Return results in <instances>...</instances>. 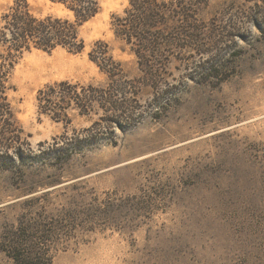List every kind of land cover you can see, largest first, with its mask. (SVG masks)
I'll return each instance as SVG.
<instances>
[{
	"label": "rangeland",
	"instance_id": "374dc122",
	"mask_svg": "<svg viewBox=\"0 0 264 264\" xmlns=\"http://www.w3.org/2000/svg\"><path fill=\"white\" fill-rule=\"evenodd\" d=\"M16 1L0 0V22ZM25 1L37 17L73 19L50 0ZM204 2L208 39L165 53L167 94L141 80L142 119L99 127V144L63 163L52 160L63 136H86L99 117L74 109L71 124L56 122L39 114L38 93L60 82L107 87L90 59L99 42L128 79L142 76L112 29L129 0H102L80 28L82 53L33 51L17 62L7 99L27 162L0 168V250L39 224L54 233L51 264H264V0ZM155 102L169 103L157 119ZM6 148L17 162L20 151ZM0 264L13 263L0 252Z\"/></svg>",
	"mask_w": 264,
	"mask_h": 264
},
{
	"label": "trees",
	"instance_id": "16d2710c",
	"mask_svg": "<svg viewBox=\"0 0 264 264\" xmlns=\"http://www.w3.org/2000/svg\"><path fill=\"white\" fill-rule=\"evenodd\" d=\"M62 5L73 15V19L48 16L37 17L25 0H17L1 17L0 22V145L8 151L16 152L18 161L11 160L8 152L0 150V168H12L14 163L24 166L27 162L14 145L20 143L22 131L17 125L11 105L7 99L9 80L17 62L26 54L41 51L52 54L64 50L80 54L85 50V42L80 35L81 26L93 19L101 10L102 0H50ZM205 7L204 0H129L122 16H114L112 29L117 39L130 46L138 60L142 76L128 79L121 63L110 54L107 44L99 42L90 53V59L108 79L107 87L81 86L70 82H60L46 86L37 96L39 114L51 117L56 122L71 124L70 110H77L80 116L99 118L90 128L84 130L86 136L76 134L75 138H64V147L59 146L52 160L63 163L73 155L81 154L99 144L97 129L121 127L126 121L137 124L143 117L139 111V88L141 80L151 88L154 95L163 97L167 90H161L168 73L169 49H186L200 46L208 38L205 23L200 13ZM211 75L217 69L209 68ZM154 102V101H152ZM156 103V102H155ZM135 105H138L136 107ZM156 111L154 119L166 110L162 103H152ZM141 107V106H140ZM100 113H102L100 115ZM99 135V134H98ZM110 143L116 142L110 138ZM37 225L20 229L2 243L0 252L13 264H51L50 242L53 232ZM49 228V227H48Z\"/></svg>",
	"mask_w": 264,
	"mask_h": 264
}]
</instances>
